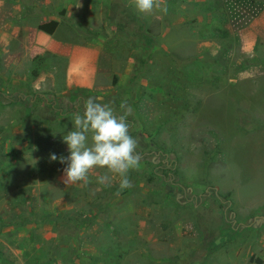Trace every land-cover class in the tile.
<instances>
[{
    "label": "rangeland",
    "instance_id": "obj_1",
    "mask_svg": "<svg viewBox=\"0 0 264 264\" xmlns=\"http://www.w3.org/2000/svg\"><path fill=\"white\" fill-rule=\"evenodd\" d=\"M166 3L0 0V264H264V10L234 29L223 0ZM89 97L131 109L119 195L50 161Z\"/></svg>",
    "mask_w": 264,
    "mask_h": 264
},
{
    "label": "clouds",
    "instance_id": "obj_2",
    "mask_svg": "<svg viewBox=\"0 0 264 264\" xmlns=\"http://www.w3.org/2000/svg\"><path fill=\"white\" fill-rule=\"evenodd\" d=\"M138 13L143 16L161 13L167 15L166 0H133ZM122 114L100 97H89L84 101L83 112L74 114V129L63 136L67 146V157L50 154V161L66 165L63 170L64 184L86 187L90 177L103 170L97 183L108 186L112 178H119L120 191L132 187L129 173L140 165L137 152L138 141L129 132L127 116L131 109L127 102L121 103Z\"/></svg>",
    "mask_w": 264,
    "mask_h": 264
},
{
    "label": "trees",
    "instance_id": "obj_3",
    "mask_svg": "<svg viewBox=\"0 0 264 264\" xmlns=\"http://www.w3.org/2000/svg\"><path fill=\"white\" fill-rule=\"evenodd\" d=\"M225 9H227L228 22L234 29L242 28L247 25L252 19L259 17L264 10V2H254L252 0H223ZM40 60V59H39ZM37 57L33 59V63L36 65L39 63ZM39 70L33 71V77H37ZM54 102V101H53ZM63 100L56 102V105H61ZM76 110L75 103L68 102L66 112L72 113ZM129 122V121H128ZM130 125V122H129ZM154 159L157 164H163L164 167L158 166V176L161 177L166 183L175 178L176 171L170 168L171 162L174 159H167L168 154L157 151L154 155Z\"/></svg>",
    "mask_w": 264,
    "mask_h": 264
}]
</instances>
